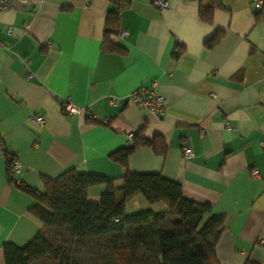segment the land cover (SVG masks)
<instances>
[{"label": "crops", "instance_id": "0c3cea01", "mask_svg": "<svg viewBox=\"0 0 264 264\" xmlns=\"http://www.w3.org/2000/svg\"><path fill=\"white\" fill-rule=\"evenodd\" d=\"M117 1L28 0L0 11V264L4 243L22 247L42 228L30 213L38 200L21 187L42 192V177L73 168L116 189L126 169L160 174L223 217L219 264H264V7L219 0L206 23L199 9L210 0ZM142 87L164 98L163 113L129 100ZM65 99L78 114L62 112ZM138 131L155 145L136 148L126 168L112 161ZM105 190L93 185L87 199Z\"/></svg>", "mask_w": 264, "mask_h": 264}, {"label": "trees", "instance_id": "16d2710c", "mask_svg": "<svg viewBox=\"0 0 264 264\" xmlns=\"http://www.w3.org/2000/svg\"><path fill=\"white\" fill-rule=\"evenodd\" d=\"M216 8H221L220 1L210 0L208 6H200L199 18L210 23ZM108 33L105 28L106 42ZM218 37L215 32L204 45L212 47ZM104 47L116 48L109 43ZM178 55L179 51L173 54ZM139 133L109 158L126 168L127 157L136 148L155 145ZM3 155L11 173V157L5 151ZM121 180L116 189L104 176L73 168L55 180L42 177V192L22 186L39 202L30 213L42 228L22 247L4 243V264H219L215 246L223 231V217L213 214L210 205L185 198L179 184L157 173L126 169ZM102 183L106 190L100 199L89 201L88 188ZM137 194L148 204L162 203L163 209L125 213L126 202ZM245 264L256 263L248 260Z\"/></svg>", "mask_w": 264, "mask_h": 264}, {"label": "built area", "instance_id": "2783aa9c", "mask_svg": "<svg viewBox=\"0 0 264 264\" xmlns=\"http://www.w3.org/2000/svg\"><path fill=\"white\" fill-rule=\"evenodd\" d=\"M85 1H90V0H85ZM28 0H0V11L2 10H7L15 5H22L25 6L27 5ZM155 5L159 7H164V3L160 0L155 1ZM254 7L255 9L259 10L264 7V1L262 0H254ZM126 32L125 30H122L120 32V35L123 36L125 35ZM129 100L132 103H135L139 109L144 110L149 113H153L156 115H159L163 113L164 109V98L161 95H157L153 89L147 88V87H142L137 90H134L130 96ZM61 110L64 114L66 115H74L79 113V108L75 105H73L68 99H65L61 101ZM31 122H33L36 125L42 126L44 123V119L42 116L39 115H33L30 116ZM185 159H190L192 157V152L188 148L185 150ZM20 171L19 165L17 163H13L12 166V172L15 174H18ZM252 175L257 176L256 170H252ZM115 221L117 219H114Z\"/></svg>", "mask_w": 264, "mask_h": 264}, {"label": "rangeland", "instance_id": "374dc122", "mask_svg": "<svg viewBox=\"0 0 264 264\" xmlns=\"http://www.w3.org/2000/svg\"><path fill=\"white\" fill-rule=\"evenodd\" d=\"M140 196H142L141 194H139ZM138 198H140V197H138ZM135 199H132V200H130V202H128L127 204H126V209H125V211L127 212V213H133L134 211L136 212V211H140V210H142L144 207H146L145 205L146 204H148L145 200H144V198H143V196H142V198H141V200H142V202H143V205L142 206H140V204H139V202L138 203H136L135 201H134ZM137 200V199H136ZM162 207L163 206V204L162 203H158V205H153V209H155V210H158L159 209V207Z\"/></svg>", "mask_w": 264, "mask_h": 264}]
</instances>
